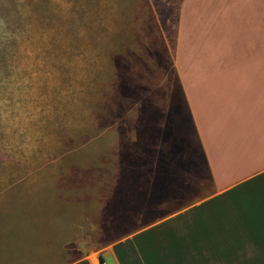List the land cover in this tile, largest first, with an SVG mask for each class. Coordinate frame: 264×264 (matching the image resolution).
Returning a JSON list of instances; mask_svg holds the SVG:
<instances>
[{"label":"rangeland","instance_id":"rangeland-1","mask_svg":"<svg viewBox=\"0 0 264 264\" xmlns=\"http://www.w3.org/2000/svg\"><path fill=\"white\" fill-rule=\"evenodd\" d=\"M184 1L0 0V264H115L210 193L176 65ZM201 4L191 43L233 44Z\"/></svg>","mask_w":264,"mask_h":264},{"label":"crops","instance_id":"crops-1","mask_svg":"<svg viewBox=\"0 0 264 264\" xmlns=\"http://www.w3.org/2000/svg\"><path fill=\"white\" fill-rule=\"evenodd\" d=\"M204 1L183 3L176 65L194 134L188 144L201 150L210 193L141 231L154 228V237L140 239L137 255L114 246L115 264H264V0H218V19L234 22L217 30L233 44L214 34L194 44L186 16ZM186 177L170 179L177 201L185 197L178 183Z\"/></svg>","mask_w":264,"mask_h":264},{"label":"trees","instance_id":"trees-1","mask_svg":"<svg viewBox=\"0 0 264 264\" xmlns=\"http://www.w3.org/2000/svg\"><path fill=\"white\" fill-rule=\"evenodd\" d=\"M154 232V228H152V229H150V230H148V231H146V232H144V233H142V234H139V235H137V236H135L134 238H138L139 236H144V235H150V234H152ZM129 243H131V241H127L125 244H123V245H120V246H118L117 248L120 250V248H123V247H128L130 244ZM133 244V243H132ZM103 261H104V259H102Z\"/></svg>","mask_w":264,"mask_h":264},{"label":"built area","instance_id":"built-area-1","mask_svg":"<svg viewBox=\"0 0 264 264\" xmlns=\"http://www.w3.org/2000/svg\"><path fill=\"white\" fill-rule=\"evenodd\" d=\"M96 264H107V263H106L105 260L103 261L102 258L99 257V258L97 259V263H96Z\"/></svg>","mask_w":264,"mask_h":264}]
</instances>
